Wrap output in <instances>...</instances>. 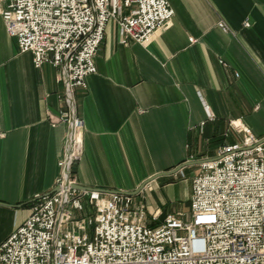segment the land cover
Segmentation results:
<instances>
[{"label": "crops", "instance_id": "1", "mask_svg": "<svg viewBox=\"0 0 264 264\" xmlns=\"http://www.w3.org/2000/svg\"><path fill=\"white\" fill-rule=\"evenodd\" d=\"M169 2L173 17L142 43H122L117 21L108 22L97 71L73 96L84 123L77 183L131 191L185 160L214 158L240 139L232 120L264 137V0ZM33 55L0 14V243L34 198L54 189L70 129L50 118L69 108L60 68L36 67ZM200 167L160 176L135 195L157 214L170 202L152 225L183 210L179 180L192 169L191 196Z\"/></svg>", "mask_w": 264, "mask_h": 264}, {"label": "built area", "instance_id": "2", "mask_svg": "<svg viewBox=\"0 0 264 264\" xmlns=\"http://www.w3.org/2000/svg\"><path fill=\"white\" fill-rule=\"evenodd\" d=\"M0 14L36 67L60 68L69 108L50 118L70 128L54 189L0 243V264H264V140L241 121H231L240 139L194 175L188 220L178 211L148 224L135 195L74 187L84 123L73 96L97 71L108 22L117 21L122 43H142L173 17L169 0H0Z\"/></svg>", "mask_w": 264, "mask_h": 264}, {"label": "water", "instance_id": "3", "mask_svg": "<svg viewBox=\"0 0 264 264\" xmlns=\"http://www.w3.org/2000/svg\"><path fill=\"white\" fill-rule=\"evenodd\" d=\"M262 140H264V137L262 138ZM206 160H208V159H188V160H185V161L181 162L180 164H178L177 166H175L171 169L163 170V171H160V172H157V173L151 175L146 180H144L135 190H131V191L112 189V188L85 186V185L79 184L77 182H76V184H74V187L77 189H80V190H89L90 189V190H98V191L106 192V193H118L119 192V193L127 194V195H137L141 190H143V188L148 183H150L154 179H156L160 176H164V175L176 174L177 172L181 171L183 168H185L187 166L200 164Z\"/></svg>", "mask_w": 264, "mask_h": 264}, {"label": "rangeland", "instance_id": "4", "mask_svg": "<svg viewBox=\"0 0 264 264\" xmlns=\"http://www.w3.org/2000/svg\"><path fill=\"white\" fill-rule=\"evenodd\" d=\"M75 165V163H74ZM73 165V167H74ZM73 172V169H72ZM74 173V172H73ZM72 173V174H73ZM191 173H192V169L188 168L187 171H185V175L187 176V178L182 177L180 181L181 184V188H182V195H181V199L178 202V206L179 208L182 207L183 210L182 212H184V210L186 211V215H185V219L188 220L191 217V211H190V187H191ZM177 202H175L177 204ZM143 205L145 206L144 202ZM170 202H168L166 205L163 206L162 211L160 212V214H157V210L151 211L148 210L147 207V211H146V218L145 222H147L148 224H152L151 220H155L157 218H159V216H162V214L165 212V210H169L170 209ZM146 209V207H145ZM86 210H90V206L86 205ZM178 212V211H176ZM169 213H173V212H169ZM154 215L156 216V218H154Z\"/></svg>", "mask_w": 264, "mask_h": 264}]
</instances>
